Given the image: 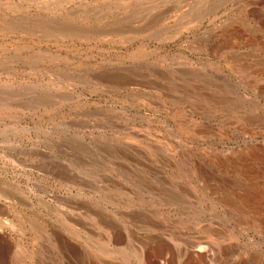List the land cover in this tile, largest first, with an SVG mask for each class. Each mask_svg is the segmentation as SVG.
Segmentation results:
<instances>
[{
    "label": "rangeland",
    "instance_id": "obj_1",
    "mask_svg": "<svg viewBox=\"0 0 264 264\" xmlns=\"http://www.w3.org/2000/svg\"><path fill=\"white\" fill-rule=\"evenodd\" d=\"M0 264H264V0H0Z\"/></svg>",
    "mask_w": 264,
    "mask_h": 264
}]
</instances>
